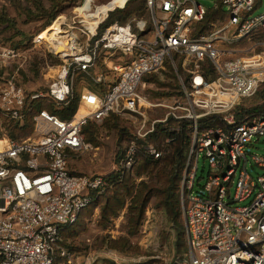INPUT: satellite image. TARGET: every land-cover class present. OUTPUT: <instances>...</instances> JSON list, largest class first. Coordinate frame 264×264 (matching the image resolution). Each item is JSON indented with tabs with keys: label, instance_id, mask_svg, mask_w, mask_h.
Returning a JSON list of instances; mask_svg holds the SVG:
<instances>
[{
	"label": "built area",
	"instance_id": "obj_1",
	"mask_svg": "<svg viewBox=\"0 0 264 264\" xmlns=\"http://www.w3.org/2000/svg\"><path fill=\"white\" fill-rule=\"evenodd\" d=\"M259 1L222 0L208 10L198 0H148L149 21L116 23L101 35H87L85 44L70 38L67 57L53 47L62 64L48 92L30 100L18 82L25 56L0 47V119L23 124L32 116L34 124L29 137L0 141V264H54L59 257L63 264H80L62 246L63 231L115 182L105 175L73 173L70 158L91 150L84 127L112 115L142 117L137 142L117 164L120 177L133 170L140 154L155 160L164 156L149 141L160 126L193 124L182 182L185 264H264V175H253L256 167L264 170V154L251 153L264 137V109L249 106L254 99L264 106V14L255 15ZM218 10L222 16L208 20ZM167 64L180 82L183 101L152 104L168 113L151 120L142 112L146 104L140 90ZM78 75L90 78L97 89L79 96L81 106L71 118L34 108L66 109L75 99ZM206 119L218 124L200 129ZM201 157L210 171L195 193Z\"/></svg>",
	"mask_w": 264,
	"mask_h": 264
},
{
	"label": "rangeland",
	"instance_id": "obj_2",
	"mask_svg": "<svg viewBox=\"0 0 264 264\" xmlns=\"http://www.w3.org/2000/svg\"><path fill=\"white\" fill-rule=\"evenodd\" d=\"M136 0H130L133 3ZM147 1L144 3V14L137 20L149 21V10ZM208 10H214L216 3L222 0H198ZM128 0H0V11L4 12L15 24V30L0 28V47L12 48L19 51L26 58L24 67L19 71L18 82L25 89L30 100L35 94H46L52 78L57 74L58 67L62 64L55 56L54 48L41 38L45 32L57 27L60 34L55 35L54 43L67 41L76 38L78 43L85 44L87 35H101L106 28L116 23L126 25L132 23V19L110 21L109 16L116 10L124 8ZM133 3L132 8L135 7ZM45 9L49 14H55L56 18L51 26L43 30L48 20L47 15L43 20L32 21L27 15L35 13L38 16L37 8ZM113 10V11H112ZM111 11V12H109ZM226 12V9L224 10ZM38 14V15H37ZM48 14V13H47ZM264 14V0L259 1V7L255 15ZM60 20V21H59ZM62 20V21H61ZM51 28V29H50ZM52 31L48 37L54 35ZM41 35V36H40ZM40 36V37H39ZM39 37L41 44H36L35 39ZM42 41H41V40ZM70 44V43H68ZM70 47V45H69ZM22 55L21 61H24ZM15 68L18 65H14ZM12 69L11 71H13ZM174 77H170V74ZM155 80L147 78L146 86L140 90L145 106L142 112L151 120H163L168 109H155L152 104L170 105L175 101H183L180 82L176 73L170 66L166 70L154 75ZM96 90V86L90 78L83 75L76 76L74 80L75 96H80L86 90ZM254 102L249 106L254 107L261 104ZM47 109L54 112H62L51 105ZM81 106L79 99L78 109ZM151 106V107H148ZM75 112V113H76ZM74 113V114H75ZM118 119H110L102 123L95 122L93 140L88 142L91 150L84 154L71 156L70 170L75 174L83 175H105L111 176L115 173L117 164L122 154L133 143L137 142V132L141 122L140 115H122ZM10 121L0 119V141L5 137L11 138L6 128ZM7 124V125H6ZM180 123H169L160 126L161 132L154 135L152 140L164 151L168 157L174 153L176 142L168 145L167 140L174 139L173 131L179 130ZM12 139V138H11ZM192 141V134H191ZM174 146V147H173ZM191 146V144H190ZM190 146L187 148L180 164H174L167 168H150L141 176L137 170L129 172L128 178L133 180L134 194L141 189L151 195L150 202L146 209L144 220L134 233L129 225V212L131 200L129 199L117 217L108 221L102 219V210L107 201L115 194L117 187L98 204L92 206L81 216L76 228L65 235V244L74 252L75 260L80 264H185L188 261V239L186 227L182 239L184 240L183 250L178 251V230L170 220L167 211L163 207L162 196L168 186V180L174 172H181L179 184V201L182 211L181 221L185 224L182 200V182L184 179L185 167L189 158ZM253 155L264 154V137L260 139L251 152ZM142 154L139 155V158ZM138 158V159H139ZM138 161V160H137ZM199 173L195 193L200 192L204 187L210 171L209 163L204 157L199 160ZM251 170V167H250ZM254 177L264 175V170L256 167ZM236 186L232 188L235 194ZM248 202L237 204L246 206Z\"/></svg>",
	"mask_w": 264,
	"mask_h": 264
},
{
	"label": "trees",
	"instance_id": "obj_3",
	"mask_svg": "<svg viewBox=\"0 0 264 264\" xmlns=\"http://www.w3.org/2000/svg\"><path fill=\"white\" fill-rule=\"evenodd\" d=\"M145 1L146 0H136L135 2H133V3H137L135 4L134 8L131 7L133 3L131 2L126 3L123 9L116 10L114 13H111L109 16V20L114 22V21H119V20L123 21V20H129V19L134 18L132 19L133 20L132 23L139 21L137 19L142 17V15L144 14ZM37 11L39 14V15L37 14L38 16H36L35 13H32L33 15L29 14L27 15V17H29V19H31L32 21H37L38 19L43 20L45 16L47 15L48 20L43 26V30L49 28L52 22L56 18V13L49 14V12H47L45 9L39 6L37 8ZM220 12L221 11L218 10L215 13H210L208 20H211L212 18H214L215 15L222 16ZM3 27H6L7 29L15 30V24L13 23V21L10 20L9 17L4 12L0 11V28H3ZM1 33L3 32H0V34ZM167 66H170V65L167 64ZM172 76L174 77V74L171 73L170 77ZM153 77L154 75L148 78H151V81H152V80H155V78ZM78 102H79V96H75V99L70 103V105L64 111L54 112V111H50L49 109L48 110L58 115L62 119H69L76 112L78 108ZM34 108H38V109L46 108L47 109L45 105H41V104H34ZM262 109H264V106L258 105V106L253 107L254 111L262 110ZM112 118L118 119L120 117L116 115H112L106 120L108 121ZM169 123L171 124L172 121H170ZM94 124H95L94 121H90L83 129V134H84V137L87 143L93 140L94 130H95ZM217 124H218L217 119H206L202 121V125L200 126V129H204L208 126H216ZM6 128L8 129V132L12 139H15V140L25 139L33 133L34 124L32 122V116H30L23 124L10 122L9 125L6 126ZM159 130L158 132L163 131V130L161 131ZM192 132H193L192 122L185 121V122L180 123L179 131L175 134H172L176 142L174 145L175 147L173 146L175 149L174 153H172L168 157L163 156L160 160H155L152 157L142 155L138 159L136 164L134 165L133 170L136 169L138 176H141L144 172H146L150 168H158L161 166L162 168H167L168 166H173L174 164H180L181 159L184 157V154L187 148L191 144ZM149 141H153L152 137L149 138ZM180 173L181 172L179 173L174 172L172 176H170L168 180V186L164 190L163 196H162L163 207L167 211V214L170 220L174 223L175 227L178 230V236H179L178 251L183 250L182 246L184 244V240L182 239L183 233H181V231H184L185 229V224L183 221H181L182 211L180 207L179 191H178L179 184L182 179ZM79 175H83V174H79ZM128 175L129 173L125 175L124 177H120V175H117V173H114L111 176H109L110 179H112L115 182L114 188L117 187V189H116L115 194L107 201V204L104 206L102 210V219L108 221L112 217H117L120 211L124 208L127 201L129 199H132L131 200L132 204H131L130 212H129V225H130L131 231L134 232L138 228H140L144 220L145 212L149 205L151 195L147 192L146 189L145 191L144 189L143 190L141 189L140 191L138 190V192L134 194L133 180L131 178H128ZM112 191L113 189L110 192H108L105 196L101 197L94 205L98 204L106 196H109V194ZM90 208L84 210L80 214L79 220L74 226L70 228H66L63 231L62 246L68 251H70L71 253H74V252L69 248V246L65 244V241H66V239H64L65 235L67 232H71L74 228L78 226L82 214L86 212L87 210H89ZM180 253L182 252L180 251ZM63 262L64 260L59 257L54 262V264H63ZM173 264H179V262H174Z\"/></svg>",
	"mask_w": 264,
	"mask_h": 264
},
{
	"label": "bare ground",
	"instance_id": "obj_4",
	"mask_svg": "<svg viewBox=\"0 0 264 264\" xmlns=\"http://www.w3.org/2000/svg\"><path fill=\"white\" fill-rule=\"evenodd\" d=\"M129 1V0H128ZM121 9V8H120ZM113 11V10H112ZM110 12V11H109ZM60 21V20H59ZM62 21V20H61ZM58 24H56V28L53 30L51 29L50 31L45 32L42 34L41 38L44 39L46 43H49L52 47H54L57 50V53H61L62 55H71L72 54V49L69 47L70 39L66 42H58L57 44L54 43L55 41V35L60 34V29L57 27ZM55 31L54 35H52L50 38L48 35L52 32ZM41 40V39H40ZM74 40V39H72ZM42 41V40H41ZM2 149V144H0V150Z\"/></svg>",
	"mask_w": 264,
	"mask_h": 264
},
{
	"label": "crops",
	"instance_id": "obj_5",
	"mask_svg": "<svg viewBox=\"0 0 264 264\" xmlns=\"http://www.w3.org/2000/svg\"><path fill=\"white\" fill-rule=\"evenodd\" d=\"M121 9H123V8H121Z\"/></svg>",
	"mask_w": 264,
	"mask_h": 264
},
{
	"label": "water",
	"instance_id": "obj_6",
	"mask_svg": "<svg viewBox=\"0 0 264 264\" xmlns=\"http://www.w3.org/2000/svg\"><path fill=\"white\" fill-rule=\"evenodd\" d=\"M111 12V11H110Z\"/></svg>",
	"mask_w": 264,
	"mask_h": 264
}]
</instances>
